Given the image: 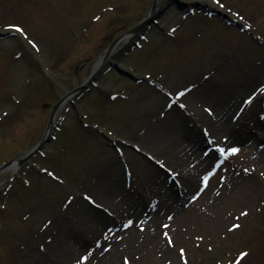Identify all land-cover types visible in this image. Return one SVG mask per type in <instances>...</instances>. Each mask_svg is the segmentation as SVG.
<instances>
[{
    "label": "rangeland",
    "instance_id": "rangeland-1",
    "mask_svg": "<svg viewBox=\"0 0 264 264\" xmlns=\"http://www.w3.org/2000/svg\"><path fill=\"white\" fill-rule=\"evenodd\" d=\"M206 1L211 12L219 9L221 14L208 17L196 10L189 14L188 6L171 8L157 26L150 24L142 31L144 42L137 33L122 40L109 60L135 80L104 66L87 92L79 91L59 109L56 120L61 123L54 140L19 170L0 172V264H78L82 256L88 257L83 264H109L102 257L111 249V264H124L125 258L128 264H229L241 251L247 255L239 264H264V183L253 195L243 191L242 206L228 210L222 223L220 218L205 222V214L199 221L193 216L177 224L168 221L157 238L142 246L135 244L141 235L129 236L136 232L124 226L142 207L151 213L167 189L164 177L172 174L163 161L169 144L163 138L165 130L173 123L175 130L208 132V125L216 121L215 105L189 107L190 93L205 89L235 95L241 107L233 112L236 118L242 106L246 108L242 102L256 89L243 113L252 120L250 127L260 125L255 142L236 146L227 139L222 144L225 149L239 148L234 155L253 147L250 158L255 162L264 150V0ZM151 4L152 0H0V165L23 157L36 145L53 105L86 83L97 58L119 34L141 21ZM245 24L250 27L242 30ZM7 25H18L24 32ZM137 42L141 47L134 49ZM238 85L247 92L239 93ZM179 92L184 95L177 96ZM205 156L201 152L191 157L190 165ZM230 164L224 165L225 172ZM243 165L247 168L235 171L237 182L230 178L226 183L229 189L256 184L255 163L253 168ZM213 173L221 182L220 174ZM117 181L119 188L111 191ZM182 185L177 183L179 190ZM189 188L180 195L193 197ZM139 195L143 202L134 207L137 198L142 200ZM188 196L178 207L190 206ZM244 210L247 215L241 216ZM98 213L104 220L95 218ZM166 216L162 215L169 220ZM195 217L201 218L197 213ZM150 220L140 219L138 227ZM232 223L240 227L228 232ZM80 235L85 246L77 242Z\"/></svg>",
    "mask_w": 264,
    "mask_h": 264
},
{
    "label": "bare ground",
    "instance_id": "bare-ground-1",
    "mask_svg": "<svg viewBox=\"0 0 264 264\" xmlns=\"http://www.w3.org/2000/svg\"><path fill=\"white\" fill-rule=\"evenodd\" d=\"M96 66H97L96 64L93 65V67L90 68L89 72H91L92 69H95ZM250 78H252V75ZM210 86L212 87V85H209V87ZM203 87L205 88V86ZM240 87L241 85H238L236 90L238 91ZM239 90H240L239 93L244 94L247 92L248 89L244 88L242 90L241 89ZM255 90L256 89H254V91ZM189 98H190L189 107L193 109L201 107V106H206V103L212 104L213 106L215 105L214 108L216 110V113L214 117L216 118L215 119L216 121L212 125L211 124L208 125V127L210 126L211 135L205 138L201 130L199 132L198 131L195 132L194 130H189V129L186 130V128H183V129L177 128L178 130H175L173 129L175 124L172 123V127H170L169 129L167 128L164 132V135L166 138L163 136L164 140L166 139V141L169 142L167 148L163 149V152H162V154L165 157V160L163 161L166 164L164 165L168 169L172 170V174L176 176V179L180 183H183L184 187L186 188L190 187L189 191L198 192L201 189V187L204 186L206 188L203 191V193L197 197L196 201L190 204V206L186 208V210H184L182 209V205L179 207L178 205L181 200L187 201V195H185L184 197H180L178 190L175 189L174 183L167 184V182H164L163 186L165 188L167 187V189L160 196V202H158L157 205L151 208L152 209L151 213L147 211L148 207L147 209L142 207L143 211L138 213L139 216H137V218L133 217L130 219L134 221L135 226L132 225V226H128L127 228L129 229L131 228L137 234L131 232L129 236L137 237L141 235L138 238V240L135 242L136 246H137V243L140 246L144 245L147 241L151 240L150 238L152 237L157 238L158 237L157 232L160 229H163L162 225H166L168 221H174V224H177L178 222L180 223L183 222L185 219L191 220L192 216L197 221H199L200 219L204 220L202 214H205L204 215V217H206L205 222H215L214 220L217 221L218 218H220L219 223H222L224 219H221V218L222 216L226 215L228 210L242 206L241 204L245 201L244 192L251 190L252 195H253L258 190L257 185L264 183V179H263L264 178V150L259 151L261 154L259 155L257 161L255 162L250 158V155L254 153L253 151L254 148L251 146L244 150H241V152H244L243 154L237 153L236 155L233 154L230 156L229 161L227 162L231 164L228 166V169L226 170L224 176L221 177L222 181L220 182L218 180L219 184H216L218 183V181L215 180L214 178L208 184L203 183L202 181L203 177L207 175L208 171H210L209 166L214 160V153L208 154L205 157H199L198 159L199 161L197 165H190V158L193 156H198V155L200 156L202 149H204V147L206 146V141L209 142V138H210L211 145L217 144L223 147L224 145L222 144V140L226 141L228 139V143H230L231 141L234 144L238 143V145H240V142L241 143L246 142V139H244L242 136H247V137L254 136L255 137V131L259 129L260 125L257 124L255 127H250L251 126L250 123H252V120L250 118H247V115L243 114L244 112H246V109H248V106H246V108L242 106L241 114L237 115V117L234 118L236 113L234 114L233 112L237 111L239 108V104L236 102L238 100V97L236 98L235 95H231L227 91L220 90L217 92V91H212V90L207 91L204 89V91L200 93H195V92L190 93ZM260 136L264 137V125L262 126ZM170 138L172 139V141ZM256 142H259V139H257ZM197 153L199 154L197 155ZM244 162L248 163L250 168L251 167L253 168L252 165L255 163V166H254L255 172L258 173L255 176L256 184L254 183L251 186H248L247 184H245V185H240L238 187L236 186L233 190L229 189L226 183L229 182L230 178H231V183L235 184L237 182L235 171L236 170L238 171L241 168L242 169L247 168V166L243 165ZM218 171L222 175L224 171L223 166L221 167V169L219 167ZM165 179L166 177H164V180ZM161 181L162 179H160L159 184L162 183ZM224 184L226 185L223 186ZM111 188H112L111 191L114 189H118L119 188L118 181L115 182ZM220 189H222L221 193L218 192ZM117 194H119V197L124 198V195L122 193H117ZM139 196L142 197V200L137 198L136 200L137 203L134 204V207H139V205H141L143 202L144 196L143 195H139ZM214 196L215 197L220 196V198L217 197L216 199L214 198ZM105 198L106 197L101 196L102 200H105ZM178 208L180 209L177 210ZM162 213L167 214V216H170L171 219L167 220L166 218L162 217L163 215ZM195 213L200 215L201 218L197 219L195 217ZM94 216L98 220H104L103 215L100 213H98L97 216L96 215ZM140 219H143L144 222L150 219L151 220L150 222L146 224V226H144L143 228H140L141 226L144 225L142 224L140 227H138ZM148 227L150 228L152 227V230L150 229L149 232L147 231L146 233H143L144 231H141V230H146V228ZM76 239L78 243L82 244L81 246L86 245V241L84 242L83 240V235H80ZM102 248L103 247H101L99 251H101ZM114 257H115V250L111 249V251L109 253H106L105 256L102 257V259L103 260L106 259L105 261H108L109 264H111V260H112L111 258L114 259ZM103 262L104 261H101L99 262V264H104Z\"/></svg>",
    "mask_w": 264,
    "mask_h": 264
},
{
    "label": "snow or ice",
    "instance_id": "snow-or-ice-1",
    "mask_svg": "<svg viewBox=\"0 0 264 264\" xmlns=\"http://www.w3.org/2000/svg\"><path fill=\"white\" fill-rule=\"evenodd\" d=\"M213 2H214V3H218L219 0H213ZM220 6L223 7L222 5H220ZM235 15H237V16L239 17V13H235ZM240 19H243V18L240 17ZM7 27H8V28H12V29H14V31H16V32H18V33H21V34H23V32H24V30H23L21 27H19L18 25H7ZM244 27H245V28H249L250 25L245 24ZM29 43H33V42H32V41H29ZM33 46L35 47L34 44H33ZM187 90H188V89H185V91H187ZM260 91L264 92V88H261ZM182 95H184V92H179V93H177V96H182ZM255 95H256V93H255V91H254V92H253L251 95H249L248 98H247L246 100H244L242 103L245 104V105L251 103ZM180 107L183 108L184 105L181 104ZM209 143H211V141H209ZM217 151H219L221 155H227V154H230V153H231V154L236 153V152L238 151V149H237V148H234V147H230V148H228V149H224V148H221V147L217 146ZM246 171H247V170H246ZM209 175H211V173H209L208 175H205V176L203 177V180H204L205 182L208 180ZM84 199L88 200L90 203H95L94 201H92V199H91L90 196L85 195V196H84ZM193 199H196V196H193ZM240 215H241V216H246V215H247V211H246V210L242 211V212L240 213ZM169 219H171V217H169ZM235 219H236V220H239V217H236ZM132 223H133V221H132V220H129V221L127 222V224H125L124 226H125V227H128V226H130ZM162 227L167 228L168 225H162ZM239 227H240L239 223H232V224L230 225V227H228L227 231H228V232H231V231H233V230H235V229H238ZM164 236H165V238L167 239L168 243L171 244V238L168 237V235H167L166 232L164 233ZM196 239H197V240H200V239H203V237H199V236H198V237H196ZM107 250H108L107 248L104 249V251H107ZM179 254H180L181 258L184 257V249H183V248L179 249ZM246 255H247V253L244 252V251L239 252V253L237 254V256L235 257L234 260H230V261H229V264H239V261H240L242 258H244ZM87 258H88L87 256H82V257H80V260L78 261V264H83V262H84L85 260H87ZM124 264H128L127 258L124 259Z\"/></svg>",
    "mask_w": 264,
    "mask_h": 264
},
{
    "label": "water",
    "instance_id": "water-1",
    "mask_svg": "<svg viewBox=\"0 0 264 264\" xmlns=\"http://www.w3.org/2000/svg\"><path fill=\"white\" fill-rule=\"evenodd\" d=\"M157 3H158V0H154V3H153V6H152V9H151V12L150 14L147 16L146 20L141 24L139 25L137 28H135L134 30L131 31V33H135L137 31H139L140 29H142L145 25L147 24H150L152 22H154V20L156 18H158L166 9L168 6H166V8H163L162 10H160L158 12V7H157ZM123 37V36H122ZM118 38L116 39L109 47V49L107 50L106 54H105V58L109 55V53L111 52V50L113 49V47L115 46V44L122 38ZM86 87V86H85ZM82 89V88H80ZM78 89V90H80ZM59 106V103L52 109L51 111V115H50V120H49V125L48 127L51 128L52 126V123H53V116L57 110ZM51 139V134H46L44 136V138L41 140V142L33 149L34 152H32L30 154V156L34 155L36 152L40 151V149L45 145L46 142H48L49 140ZM30 156L26 157L25 159L23 160H19L18 163L21 164L23 163L24 161H26Z\"/></svg>",
    "mask_w": 264,
    "mask_h": 264
}]
</instances>
